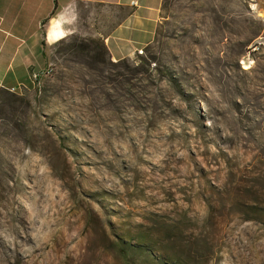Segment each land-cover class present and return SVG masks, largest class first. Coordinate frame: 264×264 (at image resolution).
<instances>
[{
	"label": "rangeland",
	"instance_id": "374dc122",
	"mask_svg": "<svg viewBox=\"0 0 264 264\" xmlns=\"http://www.w3.org/2000/svg\"><path fill=\"white\" fill-rule=\"evenodd\" d=\"M80 15L0 94V264H264V0H163L123 62L68 44L125 11Z\"/></svg>",
	"mask_w": 264,
	"mask_h": 264
},
{
	"label": "crops",
	"instance_id": "0c3cea01",
	"mask_svg": "<svg viewBox=\"0 0 264 264\" xmlns=\"http://www.w3.org/2000/svg\"><path fill=\"white\" fill-rule=\"evenodd\" d=\"M162 4L163 0H0V92H30L31 75L49 70L56 44L79 34L83 9L126 12L118 22L88 24L90 36L103 41L116 62L152 43ZM89 15L92 18V12Z\"/></svg>",
	"mask_w": 264,
	"mask_h": 264
},
{
	"label": "trees",
	"instance_id": "16d2710c",
	"mask_svg": "<svg viewBox=\"0 0 264 264\" xmlns=\"http://www.w3.org/2000/svg\"><path fill=\"white\" fill-rule=\"evenodd\" d=\"M125 16H126V14L122 18H124ZM71 39H72V40H70L71 42L68 44L69 48L75 49L87 57H92L93 59L99 58L100 56L110 58L109 52H108L106 46L104 45V42L99 40V39L98 40H95V39H79L76 37H73ZM120 62H123V61H120ZM2 93L7 94L8 92H6V91L0 92V94H2Z\"/></svg>",
	"mask_w": 264,
	"mask_h": 264
},
{
	"label": "built area",
	"instance_id": "2783aa9c",
	"mask_svg": "<svg viewBox=\"0 0 264 264\" xmlns=\"http://www.w3.org/2000/svg\"><path fill=\"white\" fill-rule=\"evenodd\" d=\"M131 4L132 6H135L134 2H132ZM259 49H264V42L255 43L248 51L249 54L248 57L250 58L251 54L256 53L257 51H259ZM49 75H50V69L41 74H32L31 80L33 81V83H37L40 79L47 78ZM10 93L14 94V91L11 90Z\"/></svg>",
	"mask_w": 264,
	"mask_h": 264
},
{
	"label": "bare ground",
	"instance_id": "6f19581e",
	"mask_svg": "<svg viewBox=\"0 0 264 264\" xmlns=\"http://www.w3.org/2000/svg\"><path fill=\"white\" fill-rule=\"evenodd\" d=\"M215 41V40H214ZM216 42V41H215Z\"/></svg>",
	"mask_w": 264,
	"mask_h": 264
}]
</instances>
